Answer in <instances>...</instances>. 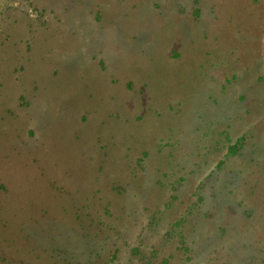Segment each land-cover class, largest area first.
<instances>
[{
  "label": "rangeland",
  "instance_id": "1",
  "mask_svg": "<svg viewBox=\"0 0 264 264\" xmlns=\"http://www.w3.org/2000/svg\"><path fill=\"white\" fill-rule=\"evenodd\" d=\"M35 117L51 207L0 177V264H264V0H0Z\"/></svg>",
  "mask_w": 264,
  "mask_h": 264
},
{
  "label": "crops",
  "instance_id": "2",
  "mask_svg": "<svg viewBox=\"0 0 264 264\" xmlns=\"http://www.w3.org/2000/svg\"><path fill=\"white\" fill-rule=\"evenodd\" d=\"M7 97H5V103L9 98ZM41 128L38 117H35L28 129L23 130L16 129L13 124L12 127H5V125L3 127L0 124V164L4 156L8 153L13 154L11 164L0 167V177L6 179L13 177L14 180L5 182L2 179L1 182L11 184V191L18 192L23 204L33 207L36 212L42 211L38 215L44 216L43 210L51 207L50 190L45 187L48 184L44 180L45 162L43 161L46 150L50 149V142L47 139L49 134H45V128ZM30 134L33 136H29ZM14 167L18 177L10 172V169Z\"/></svg>",
  "mask_w": 264,
  "mask_h": 264
}]
</instances>
